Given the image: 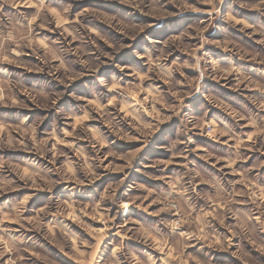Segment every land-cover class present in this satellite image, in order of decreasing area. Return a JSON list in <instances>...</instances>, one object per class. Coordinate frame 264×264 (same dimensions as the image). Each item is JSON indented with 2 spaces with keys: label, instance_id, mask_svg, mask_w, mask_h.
Instances as JSON below:
<instances>
[{
  "label": "clouds",
  "instance_id": "9594fccd",
  "mask_svg": "<svg viewBox=\"0 0 264 264\" xmlns=\"http://www.w3.org/2000/svg\"><path fill=\"white\" fill-rule=\"evenodd\" d=\"M81 2L62 0L63 6L52 8L51 0H0V103L43 111L34 120L22 115L15 126L0 120L6 132L19 133L0 135V148L42 157H26L20 166L0 159V198L35 189L10 207H0V264H29L42 241L71 250V225L59 221L67 208L83 209L84 201L89 211L102 212L104 224L100 231L90 229L94 242L87 247L80 248L83 242L77 238L86 264H215L216 250L232 248L248 264H264L249 248L264 253V58L230 37L216 42L208 35L223 21L228 32L235 29L264 44V24L237 18L235 6L248 7L246 0H231L234 7L227 11V0H203L211 5L207 17L181 25L179 36L165 39L173 24L201 11L192 0H110L134 9L129 17L105 16L92 8L73 15V5ZM170 4L175 11L168 10ZM257 11L264 17V4ZM137 13L151 19L132 22ZM87 17L107 23L121 37L101 35ZM41 29L59 35L52 38ZM213 44L224 51L214 54ZM125 51L134 62L122 65ZM247 60L262 66L254 69L255 78L238 63ZM106 66L112 68L107 76ZM17 68L46 73L63 88L57 90L50 81L29 83ZM81 77L93 85L78 93L73 81L85 83ZM222 77L225 86L233 85L246 97L242 107L224 104L215 86L209 87ZM193 101L200 102L199 112L193 111ZM218 106L227 110L230 121L216 119ZM46 120L52 128L41 138ZM168 126L172 133L157 145L167 159L145 158ZM206 135L207 141L199 139ZM132 138L140 141L135 151L113 150L118 140ZM220 145L224 148L218 151ZM253 154L259 155L249 164ZM108 156L113 159L105 168ZM113 171L121 176L105 184ZM137 174L148 181L137 182ZM33 197H42L43 207L26 224ZM145 213L157 217L149 228L139 223ZM129 240L158 247L163 255L141 258Z\"/></svg>",
  "mask_w": 264,
  "mask_h": 264
},
{
  "label": "rangeland",
  "instance_id": "374dc122",
  "mask_svg": "<svg viewBox=\"0 0 264 264\" xmlns=\"http://www.w3.org/2000/svg\"><path fill=\"white\" fill-rule=\"evenodd\" d=\"M246 3L249 5L248 7L235 6L238 8V11L236 13L237 18L243 17L246 18L247 21L250 23L264 24V17L260 16L259 12L257 11V7L261 4H264V0H246ZM50 6L52 8H59L63 6L62 0H51ZM192 6L201 9V11L192 12L190 15L184 17L182 21L173 24L171 26V29L169 30L168 36H166L165 39H167L168 37L179 36L180 32L183 31V27L181 25H186L188 23L194 24L198 22L197 18L200 19L206 18L207 11L211 7L210 4L203 2V0L198 4L195 2V0H192ZM223 7L227 11L232 9L234 6L231 4V0H227V2ZM86 8L95 9L98 12H102L105 16H112L113 14L118 13L120 16L129 17V14L135 11L134 9L130 8V6L126 3L117 4L114 2H110V0H82L81 3L73 5V15L82 12ZM10 10L13 12L15 11L14 9H10ZM168 10L175 11L176 10L175 5L170 4L168 6ZM21 11L32 13L33 11H35V9L22 8ZM131 19L132 22L139 24V23L147 22L151 18L141 17V15L137 13L136 16L131 17ZM86 21L91 25H95L98 31L100 32V34L107 36L109 39H116L118 37H121L122 35L120 32L111 28L107 23H103L99 20H96L94 17H87ZM223 24L224 22L222 21L221 26H219L216 31H212L208 33L210 40L216 42H224L230 37L236 43H239L251 55L264 58V44L259 43L258 38H250L249 36H245L241 32H237L235 29H233L231 32H228L223 27ZM40 31L46 32V34L52 38H56L59 35V33L48 32L47 29H41ZM101 43H103V41H101ZM105 47L108 48L107 45H105ZM210 48L214 54H220L224 51L223 49L216 47L215 44L211 45ZM180 55H186V53L182 52L180 53ZM27 59L31 60L34 64L40 63L38 60H36L35 57H29ZM120 61L122 65L131 63L134 62V57L130 52L125 51L124 54L120 57ZM227 62H231V61L228 60ZM238 63L247 72H249V74L252 75L253 78H255L257 75V72L254 69H258L262 67L261 65H257L253 60L238 61ZM75 70H78V68ZM15 71L23 72L25 80L29 83L34 81H41V82L50 81L52 85L57 86V90L63 88V85H59L58 81L53 80L50 76H47L46 73L26 71L23 68H17L15 69ZM111 72H112V68L106 66L103 74L107 76ZM224 79L225 78L222 77L219 83H217V81L215 80H212L209 84V87L215 86V91L222 98L224 104L229 105L230 107L233 108L242 107L246 102V97L238 95L237 92L234 91L233 85L229 84L228 86H225ZM227 79H231V77H227ZM81 80L85 81V83L73 81V83L76 85L75 90L78 93L87 91V89L93 85V81L88 77H81ZM22 98L31 105V101H28L26 97H22ZM192 107L194 112H199L200 102L193 101ZM25 114L29 115L30 118L34 120L38 118L40 115H43V111L40 109H34L33 111L29 112L28 109L18 108L14 105L5 106L3 103H0V120L4 121L5 123L11 126H15V124L18 122L21 116ZM214 115L216 119L220 120L222 123L226 122L225 118H227V120L229 121L231 120V117L228 114L227 110L222 109L219 106L215 108ZM126 127H130V126H126ZM51 128H52V121L46 120L45 123L40 126V137L45 138L46 133L49 132ZM133 131H135V129H133ZM172 131L173 129L171 126L164 127L160 135L156 138L153 144L144 153V157L167 159L163 151L158 149L157 145L163 142L164 139L172 133ZM0 135L8 137L11 135H19V133L6 132L3 126H0ZM137 135H139V133H137ZM113 139L115 140V137H113ZM199 139L201 141H207L209 139V136L206 135ZM80 143L85 144L86 142L80 141ZM139 146H140V141L138 139L135 138L128 140L120 139L115 143L113 150L123 154L124 152L135 151L136 148H138ZM222 148H224V145H220L217 150L219 151ZM257 155L259 154H253V160L250 161L249 164L255 162V158ZM26 157H31L34 160L42 159V157H38L34 153H27L12 148H0V159L7 160L9 165L20 166L25 162ZM112 159L113 158L111 156L107 157V159L105 160V168H107V166L112 161ZM45 163H47V161H45ZM169 167H175V165H169ZM120 176L121 173L119 172L116 171L111 172L107 178H104L105 184H107L108 182H114L115 180H118ZM133 179H135L137 182L148 181L147 177H141L139 176V174L133 177ZM22 182L23 181H21V183ZM151 183L155 184V183H159V181L154 180L151 181ZM32 191H35V189L27 188V189H21L19 193H13V192L7 193L4 197L0 198V207L8 208L11 206L12 203H15L16 200L22 199L23 195H26ZM102 191L103 189H101V192ZM41 199L42 197H33L32 200L29 201V205L31 206L30 209L31 215L27 213L25 214L27 217L25 221L26 224L28 223L29 220L32 219V216L35 215V210H39L41 207H43L41 203ZM84 205H85L84 208L78 212L70 207L67 208L66 218L60 219L59 221L61 224H65V226L71 225L72 236H73L72 249L61 250V248L54 243L48 241H42L41 243H38L36 247L37 254L31 256V260L29 261V264H86V254L77 249V242H76L77 238L79 239V241L83 242L79 245L80 248L87 247L89 242H94V237L90 232V229H95L96 231H100L101 229H103L104 224L102 222L103 214L100 210L92 208L89 211L87 201H84ZM149 211L151 212L152 209L150 208ZM73 217H75V219H73ZM156 219H157L156 216H152L149 215L148 213H145L140 218L139 223L145 228H149L152 226V222L155 221ZM77 220H79L80 222L77 223ZM6 223H8L13 228L19 227V225L16 224L15 222H6ZM121 238L122 237L120 236L116 237L117 240ZM157 243L158 241H153L154 245H156ZM127 244L129 248L131 250H134L136 253H138L141 256V258L151 253H154L155 257H161L163 255V253L159 250L158 247L154 246L152 248H148L146 244L139 243L137 240H129L127 241ZM109 247H111V245H109ZM249 248L252 249L250 255H253L261 260H264V253L259 252L257 249L253 248L252 245H249ZM214 260H215V264H248L246 257H243L241 254H236L235 248L230 249L228 252H225L222 249L216 250ZM174 264H177V262H174Z\"/></svg>",
  "mask_w": 264,
  "mask_h": 264
}]
</instances>
